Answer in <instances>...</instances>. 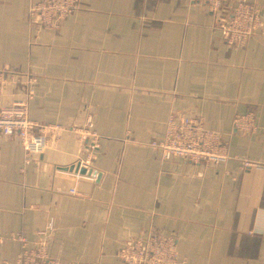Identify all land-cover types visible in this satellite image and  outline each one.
I'll return each mask as SVG.
<instances>
[{"label": "crops", "instance_id": "crops-1", "mask_svg": "<svg viewBox=\"0 0 264 264\" xmlns=\"http://www.w3.org/2000/svg\"><path fill=\"white\" fill-rule=\"evenodd\" d=\"M33 1L0 0V108L29 98L34 77L32 121L71 130L91 118L101 141L75 180L70 131L31 164L0 134V264L17 263L21 235L62 264H122L124 242L152 231L177 240L181 264H264V0H248L262 27L243 49L191 0H84L59 30L31 25ZM251 111L255 133L234 131ZM171 116L230 136L231 159L164 161L150 141Z\"/></svg>", "mask_w": 264, "mask_h": 264}, {"label": "built area", "instance_id": "built-area-1", "mask_svg": "<svg viewBox=\"0 0 264 264\" xmlns=\"http://www.w3.org/2000/svg\"><path fill=\"white\" fill-rule=\"evenodd\" d=\"M84 0H34L30 7L31 25L46 30H59L62 24L80 10ZM207 8L208 12L222 22L225 42L234 48H245L248 41L262 27L261 10L248 0H191ZM6 72H3L5 74ZM9 74V73H6ZM5 74V75H6ZM10 80L17 82L15 74ZM17 78V80L15 79ZM2 81V82H1ZM38 81L27 77L24 90L29 98L17 100L8 107L0 108V134L5 137L17 136L26 154V164L34 157L43 155L52 141H58L60 134L70 131L81 143L79 170H90L100 147V135L93 127L91 118L83 126L66 130L60 124H38L30 119V99ZM6 89V80L0 78V98ZM233 129L244 134L255 133L256 116L254 112L237 115ZM150 146L162 153L164 161L185 160L191 164H213L223 166L231 159L230 136L206 128L201 119L185 116H171L165 132L154 134ZM243 169H251L256 164L241 160ZM75 180L86 178L80 171L72 174ZM71 193L78 195L76 188ZM264 210V199L260 202ZM53 228V222L50 224ZM45 232L39 233L42 237ZM21 250L16 264H62L60 259L50 256L44 242L31 245L25 236H18ZM122 264H181L178 256L177 240L157 231L149 232L137 239H128L119 250Z\"/></svg>", "mask_w": 264, "mask_h": 264}, {"label": "bare ground", "instance_id": "bare-ground-1", "mask_svg": "<svg viewBox=\"0 0 264 264\" xmlns=\"http://www.w3.org/2000/svg\"><path fill=\"white\" fill-rule=\"evenodd\" d=\"M77 164H78V163H77ZM77 164H76V166L74 167L73 171H75L74 173H77L78 171H80V173H81L82 170H78V171H76V168L79 167ZM85 171H86V170H85ZM88 171H89V170H88ZM88 171H86V174H82V175L87 176Z\"/></svg>", "mask_w": 264, "mask_h": 264}, {"label": "water", "instance_id": "water-1", "mask_svg": "<svg viewBox=\"0 0 264 264\" xmlns=\"http://www.w3.org/2000/svg\"><path fill=\"white\" fill-rule=\"evenodd\" d=\"M73 169H74V168H73ZM73 169H72V170H73ZM78 170H79V167L76 168V171H78ZM81 174H86V171H85V170H82V171H81Z\"/></svg>", "mask_w": 264, "mask_h": 264}]
</instances>
